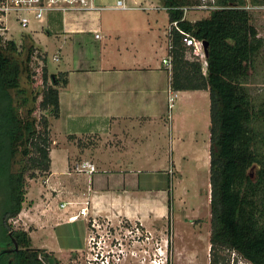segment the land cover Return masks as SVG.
I'll list each match as a JSON object with an SVG mask.
<instances>
[{
	"label": "crops",
	"instance_id": "obj_1",
	"mask_svg": "<svg viewBox=\"0 0 264 264\" xmlns=\"http://www.w3.org/2000/svg\"><path fill=\"white\" fill-rule=\"evenodd\" d=\"M135 10L159 8L105 10L86 18L52 12L43 30L32 29L34 34L45 32L43 45L29 34L50 61L52 57L60 64L50 76L67 82L57 87L59 113L50 119L49 129L50 171L33 204L42 210L32 217L36 231L30 232L32 241L34 233H41L40 249L54 253L62 264L72 263L86 246L87 222H69L72 212L87 206L90 217L112 221L118 215L155 230L169 218L171 188L182 183L170 175L168 165L178 168L187 157L195 172L210 164L209 91L172 89V69L162 60L170 54L174 32L179 33L168 14L162 34L150 23L142 27L110 18V13ZM195 119L203 131L196 130ZM82 163L93 165L96 172H76ZM78 224L85 234L83 248ZM62 227H68L60 233L65 247L56 233Z\"/></svg>",
	"mask_w": 264,
	"mask_h": 264
},
{
	"label": "trees",
	"instance_id": "obj_2",
	"mask_svg": "<svg viewBox=\"0 0 264 264\" xmlns=\"http://www.w3.org/2000/svg\"><path fill=\"white\" fill-rule=\"evenodd\" d=\"M161 2L170 23L178 22L181 30L208 45L205 74L202 64L186 59L176 31L170 55L173 90L209 91L210 264H224L226 252H235L248 264H264V134L256 129L258 122L264 125V108L252 103L245 88L256 60L264 53V38L252 24L246 0H217L208 18L195 22L184 18V8L198 6L199 0ZM251 3L264 7V0ZM35 45L29 34L22 36V50L17 42H2L0 38V175L7 186L0 244L10 240L9 234L18 244L11 264H62L54 253L34 248L27 231L9 224L23 209L27 179L36 178L37 171L44 177L49 174L50 119L59 113L57 87L67 83L48 74L44 55L43 81L47 84L50 78L53 88L46 89L40 104L48 116L43 120L44 134L39 135L34 106L29 107L38 96L32 97L22 85L23 79L32 82L30 67L38 50ZM34 138L37 160L29 157ZM0 264L8 263L3 259Z\"/></svg>",
	"mask_w": 264,
	"mask_h": 264
},
{
	"label": "rangeland",
	"instance_id": "obj_3",
	"mask_svg": "<svg viewBox=\"0 0 264 264\" xmlns=\"http://www.w3.org/2000/svg\"><path fill=\"white\" fill-rule=\"evenodd\" d=\"M116 0H96L97 4L100 5H112ZM249 4L247 8L251 13L252 24L260 32L261 37H264V7L253 6L251 0H246ZM129 5L133 6L135 3L136 8H159V11H142L135 10L126 13H110V18L114 21H136L138 25L146 27L150 23L153 28L160 30V34L168 26L167 11L164 10L161 0H128ZM216 7V4H215ZM215 7L209 6L208 9L198 10L189 9L187 13L188 20L204 19L209 17L210 11L214 10ZM61 18V14L58 15ZM109 18V19H110ZM11 36L15 42L18 43L19 50L21 49L22 42V30L15 28L11 30ZM34 39L39 45H43V34H34ZM34 44L35 41L33 40ZM39 45H35L37 54L32 57V66L30 67L32 72V82L29 84L27 79H23V87L28 88L29 93H33L32 97L37 95L38 99L34 103L30 102L29 107L34 106V116L37 118V127L39 135L44 134V123L43 120L46 118L47 111L43 110L40 106L43 94L47 88H53L52 80L49 78L47 84L43 81V67H44V54L43 50L39 48ZM38 46V47H37ZM23 54V53H22ZM23 56V55H22ZM58 63H55L50 58H47V70L48 74L58 68ZM250 79L246 85V90L250 95L252 103L257 108H264V53L255 62V67L250 72ZM208 101V99H207ZM209 102V101H208ZM208 112L210 104L208 103ZM196 130L203 131V126L198 123V119L194 120ZM210 130V127H208ZM256 129L264 134V125L261 122L256 124ZM209 132V131H208ZM210 133V132H209ZM200 143L204 142V134H201ZM35 138L30 144V158L37 160V152L35 147ZM188 158L185 157L180 163L178 168L174 164H170L171 158L169 159L168 165L170 169V175L172 177H179L182 181L181 187L177 188L173 186L170 190V215L168 220H165L163 224L157 226L155 230L143 227L144 234L142 242L139 244L132 243V240L125 246L123 254L122 264H155L154 260H157V264H210V232H211V212H210V201H211V182H210V164L208 167L202 166L195 172H191L190 165L188 164ZM177 168V169H176ZM257 167L251 170L252 177L255 176ZM181 170V171H179ZM38 175L34 179H27V194L25 196V202L23 209L19 216H17L9 224L15 229H22L29 233L36 231L34 225H32V217H37L41 213L40 208H33V204L38 197L41 196L40 189L44 185L45 178L44 173L37 171ZM168 178V177H167ZM166 178V179H167ZM168 182V181H167ZM3 176L0 175V221L3 212V198L6 197V183L4 184ZM174 184V183H173ZM165 189H169V183L166 184ZM178 195V197H177ZM36 199H33V197ZM6 199V198H5ZM4 199V201H5ZM33 208V209H32ZM69 213L66 212V217ZM103 224L112 225L116 228L119 233L125 232L124 228L131 227L136 222H129L126 218H122L117 215L112 221L106 218H99ZM85 221L86 220H81ZM85 226V225H84ZM80 230L81 236V248H83L84 230H82V224L76 225ZM68 227H62L58 230L57 235L60 236L59 242L65 247V240L61 236V231H66ZM147 231V232H146ZM115 232V229L113 230ZM32 245L34 248L42 247V234H33ZM124 238V237H123ZM146 238H149L146 240ZM124 242V243H125ZM67 244V243H66ZM84 246V251L81 254L73 256L70 264H84L87 258V254L90 252L87 243ZM224 264H248L238 257H234L232 253L226 252L224 254Z\"/></svg>",
	"mask_w": 264,
	"mask_h": 264
},
{
	"label": "built area",
	"instance_id": "obj_4",
	"mask_svg": "<svg viewBox=\"0 0 264 264\" xmlns=\"http://www.w3.org/2000/svg\"><path fill=\"white\" fill-rule=\"evenodd\" d=\"M216 2L217 0H199V5L192 9L203 10L208 9L209 6L215 7ZM136 7L135 5H129L128 0H116L112 5H100L96 3V0H0V38L2 42L15 41L11 36V30L17 27L22 30L23 34L35 33L32 30L33 26H36L37 30H43L46 16L52 12L63 15L78 14L86 18L89 15L105 10L125 11L130 9H147ZM188 10L189 8H184V12ZM171 27H174L180 34L181 41L185 47L186 59L202 64L205 73L207 61L203 42L181 30L178 27V22L171 23ZM96 38H100V35L97 34ZM169 49H171V45ZM162 63L171 71L172 56L168 54L163 58ZM175 97L176 95L173 93L169 97L171 108L174 107ZM76 172L94 173L96 169L89 163H82L76 166ZM61 208H65V203L61 205ZM70 208L73 209L74 207ZM83 219L86 220L88 225L86 243L90 251L87 254L84 264H122V256L126 250L125 246L128 243L125 241L132 240L134 244H139L143 241L144 230L140 222H136L128 228L121 227L125 229V232L121 233V231L118 233L112 225L108 223L103 224L97 217H90L87 206L80 208L75 213L72 212L68 217V221L71 223ZM114 229L115 232H113ZM148 239L146 238V240ZM232 254L234 257L236 256L242 259L235 252H232ZM154 263L157 264L156 259Z\"/></svg>",
	"mask_w": 264,
	"mask_h": 264
},
{
	"label": "flooded vegetation",
	"instance_id": "obj_5",
	"mask_svg": "<svg viewBox=\"0 0 264 264\" xmlns=\"http://www.w3.org/2000/svg\"><path fill=\"white\" fill-rule=\"evenodd\" d=\"M6 197L4 196V198L2 199L4 202V199ZM9 241L6 242L5 244H0V260H6L8 264H11L12 262V255L14 254L16 250V241L14 238L11 237V234H9ZM18 245V244H17ZM19 248V247H18Z\"/></svg>",
	"mask_w": 264,
	"mask_h": 264
},
{
	"label": "water",
	"instance_id": "obj_6",
	"mask_svg": "<svg viewBox=\"0 0 264 264\" xmlns=\"http://www.w3.org/2000/svg\"><path fill=\"white\" fill-rule=\"evenodd\" d=\"M203 44H204L205 55L207 58V56H208V45L205 42H203ZM15 246H16V250H18L19 249L18 245L16 244Z\"/></svg>",
	"mask_w": 264,
	"mask_h": 264
}]
</instances>
